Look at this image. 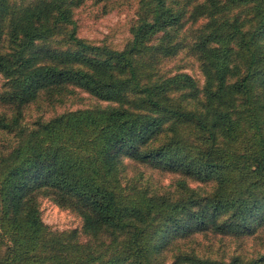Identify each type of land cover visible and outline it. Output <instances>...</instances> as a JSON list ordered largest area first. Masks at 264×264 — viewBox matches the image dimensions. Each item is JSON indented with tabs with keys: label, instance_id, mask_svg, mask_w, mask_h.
<instances>
[{
	"label": "trees",
	"instance_id": "trees-1",
	"mask_svg": "<svg viewBox=\"0 0 264 264\" xmlns=\"http://www.w3.org/2000/svg\"><path fill=\"white\" fill-rule=\"evenodd\" d=\"M79 1L0 0V102L15 110L0 115V136L12 140L0 150V264H161L177 238L263 229L264 0H204L186 19L168 0H140L122 49L78 36ZM201 19L190 49L202 87L157 67L181 46L177 31ZM63 31L67 48L52 46ZM70 86L112 105L22 125L26 105ZM123 158L216 187L174 198L124 185ZM41 196L78 213L88 240L52 230ZM241 263L177 253L170 264Z\"/></svg>",
	"mask_w": 264,
	"mask_h": 264
},
{
	"label": "rangeland",
	"instance_id": "rangeland-1",
	"mask_svg": "<svg viewBox=\"0 0 264 264\" xmlns=\"http://www.w3.org/2000/svg\"><path fill=\"white\" fill-rule=\"evenodd\" d=\"M12 1L20 2L21 0ZM29 1L25 0V2ZM203 1L168 0L169 4L175 6L176 9L186 12L185 19L189 15L190 9ZM79 2L78 5L76 3L73 6L74 18L78 23V36L96 45H108L122 49L132 37L131 27L139 18L140 0H80ZM203 22V19L198 22L189 20L177 31V40L181 46L173 54L162 58L157 63L160 73L185 72L193 76L200 87L203 86L205 77L201 61L190 49ZM160 36L161 34L156 35L155 41ZM51 45L61 49L67 48L64 31L54 37ZM6 88V79L0 74V93L4 92ZM190 104L196 106L195 101ZM110 105H112L111 102L101 100L81 88L70 86L67 91L51 96L42 92L36 101L23 108L21 123L24 126L32 127L38 120H47L69 110ZM3 114L11 117L15 114V110L10 107V104L0 102V115ZM11 142V136L1 135L0 150L7 149ZM121 162L123 184L147 188L152 193L174 198L188 196L191 193L199 197H206L216 187L214 181H197L179 172L151 168L131 158H123ZM40 208L44 221L52 230L79 229V239L81 241L88 240V235L82 231L83 220L78 213L58 206L47 196L40 197ZM177 253L193 254L201 258L226 262L239 258L242 261L241 264H248L264 255V228L253 235L240 237L221 235L211 230L195 232L190 236L177 238L170 242L157 261H162L161 264H170Z\"/></svg>",
	"mask_w": 264,
	"mask_h": 264
}]
</instances>
